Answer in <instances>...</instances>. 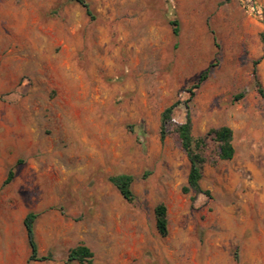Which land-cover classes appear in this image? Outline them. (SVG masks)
Masks as SVG:
<instances>
[{"label": "rangeland", "instance_id": "obj_1", "mask_svg": "<svg viewBox=\"0 0 264 264\" xmlns=\"http://www.w3.org/2000/svg\"><path fill=\"white\" fill-rule=\"evenodd\" d=\"M87 1L94 19L75 0H0V264H70L79 244L92 264H264V23L241 0ZM175 103L194 137L233 131V160L206 151L210 196L183 192L189 160L161 140ZM118 174L134 176V202ZM29 212L51 261L29 262Z\"/></svg>", "mask_w": 264, "mask_h": 264}, {"label": "trees", "instance_id": "obj_2", "mask_svg": "<svg viewBox=\"0 0 264 264\" xmlns=\"http://www.w3.org/2000/svg\"><path fill=\"white\" fill-rule=\"evenodd\" d=\"M81 5L87 15L94 19V14L91 10L90 3L87 0H75ZM169 24L173 29V34L176 38L180 35V23L177 19L170 20ZM261 43L263 46V58H264V32L260 35ZM218 47V44H217ZM260 62L255 61V69L253 71V78L255 84L258 87V91L261 95H264L261 82L257 73L256 65ZM210 68L205 70L198 78L196 84H194L190 90L191 97H194V90L199 89L201 85L206 82L210 75ZM243 98V94H239L235 97V101ZM178 103L166 108L161 116V140H164L167 135H173L178 140L182 151L186 154L189 163L190 170L187 179V185L183 188L184 193H194L195 195L210 196V192L203 190L200 186V182L203 177V167L206 163V151L209 143H214L217 147V153L219 159L222 161H231L235 156V148L233 145V131L227 126H221L218 128L210 129L205 135L194 137L192 134V119L188 104L187 116L184 123H176L173 119V114L177 108ZM15 177V172L11 169L8 172L7 178L3 183V187L9 185ZM110 183L118 190L121 196L129 203L134 202L135 195L133 193V183L135 181L134 176L130 174H118L109 178ZM156 218V228L158 233L162 237H166L169 233V219L168 209L165 204H159L154 210ZM38 214L35 212H29L24 219V226L26 229L27 239L31 250L29 262H44L51 261L52 255L41 256L39 255L38 244L35 236V224L38 219ZM94 254L91 249L85 244H79L70 249L67 255V263L78 264H92Z\"/></svg>", "mask_w": 264, "mask_h": 264}, {"label": "water", "instance_id": "obj_3", "mask_svg": "<svg viewBox=\"0 0 264 264\" xmlns=\"http://www.w3.org/2000/svg\"><path fill=\"white\" fill-rule=\"evenodd\" d=\"M246 6L253 10L255 16H257L264 23V13L261 12L257 5L251 0H241Z\"/></svg>", "mask_w": 264, "mask_h": 264}]
</instances>
